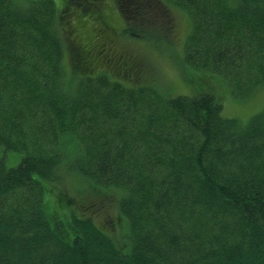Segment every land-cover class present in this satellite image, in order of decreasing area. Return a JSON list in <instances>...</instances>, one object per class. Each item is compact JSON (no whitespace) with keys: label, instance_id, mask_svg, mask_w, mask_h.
Segmentation results:
<instances>
[{"label":"trees","instance_id":"1","mask_svg":"<svg viewBox=\"0 0 264 264\" xmlns=\"http://www.w3.org/2000/svg\"><path fill=\"white\" fill-rule=\"evenodd\" d=\"M101 2L0 0V264H264V106L229 116L206 78L264 90V0H115L157 49L187 14L190 94L72 24Z\"/></svg>","mask_w":264,"mask_h":264},{"label":"rangeland","instance_id":"2","mask_svg":"<svg viewBox=\"0 0 264 264\" xmlns=\"http://www.w3.org/2000/svg\"><path fill=\"white\" fill-rule=\"evenodd\" d=\"M25 0H19L22 3ZM115 0H102L100 4V14L103 22H96L91 18L80 16L81 23L77 24L73 20L72 24L83 25V35L91 38L95 37V42H99L98 31L105 29L107 26V38L114 39V48L118 53H123L133 61L139 62L142 73L148 74L150 82L161 85L162 90L168 94H190L193 88L189 81L192 76L184 71L179 64V60L183 55L184 43L191 30L190 18L181 10L174 9L170 12L172 19V30L168 41V49L161 47L160 49L149 47L141 40L132 39V37L123 35L124 21L117 12ZM59 7L63 8V2L60 1ZM81 14V13H76ZM76 16V15H75ZM107 19V20H106ZM84 21V22H83ZM108 21V22H107ZM106 23V24H105ZM110 25H109V24ZM104 27V28H103ZM96 31V32H95ZM68 66L70 64L68 62ZM208 86L217 95L221 97L225 103V112L227 115L237 117L243 121L247 120L252 114L259 111L264 106V90H261L251 97L239 101L234 100L232 96L226 92L221 82L209 75H206ZM3 155L0 150V157ZM5 165L7 168H16L20 162V153H6L4 155ZM72 194L76 195V191L81 193L87 186L80 180L72 181L68 187ZM108 212H112L111 208ZM98 219V223H99Z\"/></svg>","mask_w":264,"mask_h":264}]
</instances>
